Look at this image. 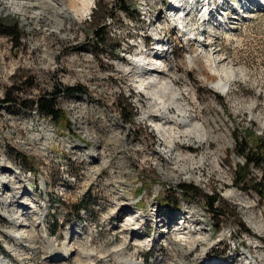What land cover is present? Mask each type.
<instances>
[{
	"label": "rangeland",
	"instance_id": "374dc122",
	"mask_svg": "<svg viewBox=\"0 0 264 264\" xmlns=\"http://www.w3.org/2000/svg\"><path fill=\"white\" fill-rule=\"evenodd\" d=\"M43 1L52 13L40 15V4L31 7L32 0L18 1L20 8L11 0H0L1 24H17L18 30L12 37L0 35V264L1 259L9 264H119L121 257L138 264H255L247 252L264 257V198L235 186L236 173L242 178L246 173L235 138L250 147L258 138L264 142L263 1L247 0L249 11L256 10L247 18L242 17L244 11L238 10V15L229 9L231 20L220 19L221 12L207 26L203 48L216 47L246 70L245 77L219 93L198 69L186 67L190 44L176 30L184 7L173 21L167 0H126L121 5L118 0H94L80 18L65 6L67 0H61L64 18L57 15L53 0ZM192 19L201 21L198 13ZM214 24L219 28L213 31ZM96 31L106 39L101 47ZM152 33L166 48L159 53H167L184 76L178 89L192 117L209 120L212 134L219 136L203 138L201 144L189 140L181 150L194 157L193 164L208 159L206 168L174 166L172 159L156 157L170 149L171 140L161 128L158 132L152 127L147 100L128 72L140 51L130 44L139 46ZM66 88L83 91L70 96L55 93ZM43 97L54 100L67 123L37 112ZM129 114L132 117L124 123ZM115 134L118 142L108 143L106 136ZM248 171L252 179L261 173L252 166ZM170 172L175 174L166 179ZM11 179L22 186L21 194L9 184ZM182 184L196 187L197 193L180 191ZM22 194L27 203L15 206ZM214 195L221 200L216 206L223 215L206 208V197ZM81 204L84 210L76 214ZM184 215H193L200 225L190 219L182 223ZM125 218H136L134 226L139 228L129 240L118 234ZM25 222L34 226L20 227ZM156 224L176 231L184 245L200 232L207 241L186 252L183 260L181 253L165 252ZM28 230L38 242L36 250L24 246ZM135 239L142 248L133 245ZM49 240L59 249L51 245L50 251ZM124 243L118 255L108 254ZM66 247L75 252L64 255Z\"/></svg>",
	"mask_w": 264,
	"mask_h": 264
},
{
	"label": "bare ground",
	"instance_id": "6f19581e",
	"mask_svg": "<svg viewBox=\"0 0 264 264\" xmlns=\"http://www.w3.org/2000/svg\"><path fill=\"white\" fill-rule=\"evenodd\" d=\"M11 1H12L11 3L14 4V7L16 6H18L19 8L21 7L20 5H17L18 1L20 0H11ZM60 1L61 0H53V3L51 5H53L57 15H62L65 18L67 17V14L65 12V7ZM187 1L189 0L178 1V4L176 3V5L174 6L175 12H172L171 17H170L171 20L172 19L176 20L177 14L181 11V8L184 7L183 11L179 15L180 21H178L177 23L180 26V28L176 26V30H178V33H182L185 36L183 37L180 35L183 38L184 43L187 45L189 42L190 44L189 46L187 45V47H190V50H189L190 53L187 58L188 60L186 61V67H189L191 69L192 68L198 69L200 72L201 78L205 81L207 85L211 86L217 93L225 92V89L226 90L229 89V86L232 83V81L236 79H241L246 76V70L244 68L235 66L232 63V60H230V58L225 57L223 54H221L219 52L220 50L219 51L216 50V47H214L213 49L210 48L208 50H205L203 48V46H205L203 44L205 43V40L199 45H196L194 44V42L193 43L191 42V38L189 37L190 33L188 32L189 31L188 29L190 28V24H189L190 20L189 18H187V14H186L187 13L186 12L187 11V6H186ZM248 1H252L253 3L256 4L255 0H248ZM261 1H263L262 3H264V0H261ZM181 2L182 4H180ZM93 3H94V0H67V4L65 6H67L70 12L74 13L75 16L82 18L86 13L89 12L91 5ZM37 4H40V8H41L40 15H42L44 11L47 13L53 12V11H47L49 10V8L47 5H45L46 3L44 4L43 0H32L31 7H34ZM255 7L257 6L254 5V8ZM247 9L243 12L244 16L242 15V17H246L249 14L256 11L253 9L249 11V9L248 10ZM237 10H241V8ZM209 12L211 13V5L209 7L208 5L204 4L203 7L198 11V14L200 15V18L202 21L203 19L208 18ZM244 13H246L247 15ZM221 18L225 20L224 15L220 17V19ZM53 20L55 21V23H57V25L61 24L62 22V20L60 19L57 20L53 18ZM223 22L224 21H220L219 23L220 26L221 24L223 25ZM224 24L227 25L226 23ZM214 26L215 27H212L213 29L219 28L218 26H216V24H214ZM226 31H229V28L226 29ZM154 34L155 33H152V35ZM186 35H188V37H186ZM154 36H155L154 42L156 43L157 41H159V39L156 40L155 38L157 37L156 35ZM154 42L150 49L148 50L141 49L138 52L136 59L133 61L134 65L130 68L131 70L128 72L131 73V76H134V78L137 79L136 81H134L135 88H137L139 92L143 93L145 97L144 100H147L148 109L150 110V113L147 115V118L152 120L153 122V124H151L152 127H154L157 130L161 128L160 130L165 131V134L169 135L170 137L168 139L171 140L170 149H168L166 152H163L160 155L157 154L156 157L158 159H161V158L166 159L168 157L169 159H172L173 162L171 163V165H174V166H178V164L182 166L185 164H189V165L191 164V166L195 165V167L193 166V169L206 168L207 166H209L208 159L206 158H205L206 160L199 159L198 162L193 164L194 157L183 155L181 153L182 152L181 150L185 149L186 143L189 140L194 139L201 144L203 138L213 139V138H219V136L212 134L213 131L210 127L209 120H207L206 118L196 119L195 116H193L195 118L192 117L191 112H190V105L187 102L185 104L183 103L186 101V97L178 89L179 82L184 80V76L177 72L176 64L172 62L173 60L170 59L167 53H164V54L159 53V52H163V49L165 48V46L163 47V45L159 43H156L155 45ZM159 46L161 47V49H159L160 48ZM164 50L166 52V48ZM171 52H168V53L170 54ZM167 62L169 64H167ZM82 111H85V108L82 109ZM194 122H196L197 125ZM193 123L196 126L192 127L191 124ZM106 138H107L108 143L116 144L118 142L117 138H119V136L115 134V135L106 136ZM30 140L36 141L32 138H30ZM125 148H126V145H124V149ZM3 168L7 169L8 167H3ZM173 174L175 173L174 172L167 173L166 179H171L173 177ZM17 183L18 182H16L13 179L9 181V184L14 185L16 190H18L16 194L19 195L21 194L23 188ZM19 198H18L19 202L15 203L14 204L15 206L16 205L21 206L27 203V200L25 197H23V194L20 195ZM187 219H190L189 221L194 226L200 225L201 223V221L196 219L193 215L191 216L184 215L182 218H180L182 223H188ZM159 220H162V219L160 218L158 219V221ZM136 221H137L136 218H125L120 230L118 231V234L121 237L125 236L127 240H129V238H132L139 231V228L134 226ZM169 224H171L170 221H169ZM22 226L30 228V227H33L34 225L32 224L30 225L29 222H25L20 227ZM155 229L157 231H160L161 236L158 241L164 247L165 252L173 253V251H176L178 254L181 253L183 260L188 255V253L185 254L186 252H189L195 249V246L199 245V243L207 241V237L203 233L200 232L198 234L200 235L199 238L189 241L187 242V244L184 245L180 242L181 241L180 239L179 240L177 239L178 236L176 234V231H172L169 226L166 227V226H161V225L156 224ZM29 230L27 231V234L25 236L22 234L24 236L23 239L24 240L27 239V241H25L24 246L29 249L36 250L37 249L36 245L38 242L31 236L32 234L29 232ZM189 232L193 234L196 231L190 230ZM70 238L71 237L67 235L65 239H68L66 241H69ZM169 238H173V241H171ZM127 240H126V243H127ZM49 241L52 242V244L51 243L49 244L47 242V245L50 251H52L51 245L52 246L57 245V247L55 246V248L59 249L58 244H55L54 241H51V240ZM64 242H62L60 246H62V244L64 245ZM126 243L122 244V246L119 245V247H116L115 249L111 250L108 254L109 255L112 254L114 256L118 255L120 252L124 250L125 245H127ZM174 243H178L177 248L174 245ZM133 245H135L136 247L142 248L144 244L140 242L139 240L135 239L133 242ZM61 248L62 247H60V249ZM65 249L66 250L64 251L65 253L64 255H67V254L70 255L71 253L75 252V249L71 247H66ZM247 249L250 250L251 246L247 245ZM247 254H249L250 259L253 260L255 264H264V257H255V256L251 257V251L247 252ZM106 256L108 257V255ZM86 257L88 258V256ZM210 258H217V257L212 256ZM164 259H162V261ZM246 259L248 260V258ZM1 260H3L2 264H9L8 260L6 259H1ZM119 264H138V263L136 262L135 259L126 260L121 257ZM170 264H173V263H170ZM176 264H180V263L178 262Z\"/></svg>",
	"mask_w": 264,
	"mask_h": 264
},
{
	"label": "trees",
	"instance_id": "16d2710c",
	"mask_svg": "<svg viewBox=\"0 0 264 264\" xmlns=\"http://www.w3.org/2000/svg\"><path fill=\"white\" fill-rule=\"evenodd\" d=\"M121 4H124L126 0H118ZM126 9V8H125ZM17 30V24H12L8 26H3L0 22V35L2 36H8L12 37L13 32ZM19 35L17 36V38ZM95 37L97 44L101 47L106 43V39L101 37L97 31L95 32ZM82 89L75 88V89H56V94H61L65 93L66 95H74L78 93H82ZM123 112L126 111V108L122 110ZM37 112H39L41 115L44 117H48L53 121H62L67 123V118L66 116L62 113V111L57 108L54 100L48 99V98H40L39 101L37 102ZM134 116V115H133ZM132 117L131 114L127 116V119L124 120V123L127 122L128 119ZM262 138H258L256 140V144L254 147H250L249 144H247L244 140L239 142L238 138H235L236 144L238 146V155L241 156L244 160V165H243V170L246 172L243 176L241 177L240 173H236V184L235 186H238L237 188L240 190H249L253 191L256 193L258 196L261 198H264V142L262 141ZM257 168L260 170V176L257 179H252L250 176H248L249 173V168L250 167ZM240 170V169H239ZM248 179V180H247ZM179 190L182 192L186 193H191V194H196L197 193V188L193 187L191 185L187 184H182L179 186ZM221 200L218 198L217 195L214 196H209L206 197V208L209 209L210 213H218L219 215H223L220 212H218L216 204L220 202ZM221 205L223 206L224 203L221 202ZM84 210V206L81 204V206H78L75 208V213L79 214L81 211ZM239 227L243 231H247L245 227L239 222Z\"/></svg>",
	"mask_w": 264,
	"mask_h": 264
}]
</instances>
